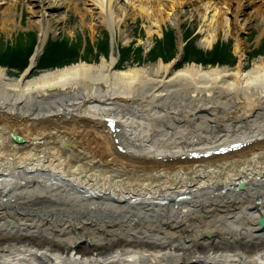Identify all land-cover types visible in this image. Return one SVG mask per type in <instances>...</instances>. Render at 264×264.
<instances>
[{"label": "bare ground", "instance_id": "1", "mask_svg": "<svg viewBox=\"0 0 264 264\" xmlns=\"http://www.w3.org/2000/svg\"><path fill=\"white\" fill-rule=\"evenodd\" d=\"M31 1L40 35L9 51H29L25 66L12 76L0 61V264H264V57L248 68L239 36L264 0L210 11L201 0H84V13L83 0ZM73 5L93 33L97 16L111 28L100 62H75L48 38ZM17 7L0 0V35L18 29ZM140 17L151 36L153 23L207 20V61L175 33L173 58L157 45L145 56L157 63L124 65L140 60L117 37L128 41L123 26ZM228 23L233 58L213 53Z\"/></svg>", "mask_w": 264, "mask_h": 264}, {"label": "rangeland", "instance_id": "2", "mask_svg": "<svg viewBox=\"0 0 264 264\" xmlns=\"http://www.w3.org/2000/svg\"><path fill=\"white\" fill-rule=\"evenodd\" d=\"M46 3L50 0H45ZM76 1L73 0V4ZM166 1V0H165ZM214 0H201L200 4L204 7V10L210 11V4ZM221 1V0H216ZM31 0H18V7H17V23L19 25L18 29L15 30L11 35L7 33H2L0 35V61H2L5 57L10 63L8 68L9 74L12 76H18V71L16 67L25 66L26 59L29 55V51L24 54V59L22 61H18L19 58H10V55L12 57V54L9 53L11 51L14 43L19 39L23 44H19L20 47H32L35 45V41L37 40V37L40 35V29L33 25H30V19L32 17V14L29 10V6L31 5ZM73 5L71 12L68 11L66 8L59 9L56 12V15L59 17H65V21L61 22L57 28H54L50 32L49 39L60 41L63 40V42H66L70 46L71 54H73V60L75 62H79L82 60L88 61V62H100L102 59L101 53L102 50H106L108 53V56H110V49L105 47L107 46L104 42L112 43V32L111 28L108 26L107 22H105L102 18L97 16V23L98 28L95 33H93L92 28L90 25L82 26L80 24V14L77 12L76 7ZM80 6L82 8V13L85 12L86 4L83 0L80 3ZM250 11V10H248ZM71 14V16H69ZM247 16V15H246ZM246 16L241 17L242 20L240 21V26L244 23V20ZM225 20L231 22L232 16L230 14H224ZM208 21L205 19L202 20L200 17H190L187 18L184 23L182 24L181 28L179 29L176 27L170 20H167L162 27H159L155 23L152 25V36L149 34V29L151 22H149L147 19H144L140 17L135 23L133 20H129L127 24L123 26L124 29L129 30L131 32V37L128 41L124 40L121 36H118V42L117 44L121 45V47H127L128 49L132 50L131 55L137 57L136 59L140 60L139 62L135 61L132 63L125 62L124 65H148L152 63H157L161 59H159L156 62L148 61L146 59V55L148 52L150 53V50L154 48V51L156 49V46L159 44L164 47V51L167 54H169V49L167 48L168 44V37L164 33H171L177 34V42L179 40V37L181 35L182 39L185 42V39L187 40V55L191 54L192 58L194 59L197 56L199 59H202L204 57H207L208 54L211 52V48L208 46V37L211 36L214 29L210 30V27H208L206 24ZM228 24H225L221 26V29L219 32H217V35L215 36V39L213 41V44L216 42L218 44L217 49L213 50L212 52L215 53L219 49H223L224 43L222 42V39L226 41L225 47L234 48L235 53L238 54L236 50V41H237V25L235 26V29H232L231 26ZM134 27V28H133ZM232 29V30H231ZM37 36V37H36ZM169 36V35H168ZM171 36V35H170ZM243 40H245V49L248 53V68L252 67L255 62H257L259 59L264 57V17L257 18L254 21L253 26L248 27L241 31L240 35ZM262 36V37H261ZM259 37L261 39L259 40ZM48 39V40H49ZM26 43V44H25ZM104 43V44H103ZM104 45V47H103ZM18 46L16 42V47ZM49 46V45H48ZM67 46H64V48H61L62 53H65ZM130 47V48H129ZM140 47V48H139ZM199 48V50L197 49ZM137 48V50H136ZM141 48H144V50ZM50 47L46 50V53L50 54ZM83 49H86L85 52ZM201 49V50H200ZM225 49V48H224ZM30 50V49H28ZM137 52V55H135ZM70 53L67 55H71ZM8 55V57H7ZM67 57V56H66ZM127 57H123L121 62L127 60ZM18 59V60H17ZM45 60V61H44ZM63 61V60H62ZM65 62V61H64ZM61 63V62H60ZM48 61H46V55L43 56V58L40 59V63L36 65L35 72H40L43 69H46V65H48ZM16 65V66H15ZM122 65V64H121ZM205 67V66H204ZM211 67V66H209ZM206 67V68H209ZM182 158H185V155H183Z\"/></svg>", "mask_w": 264, "mask_h": 264}, {"label": "trees", "instance_id": "3", "mask_svg": "<svg viewBox=\"0 0 264 264\" xmlns=\"http://www.w3.org/2000/svg\"><path fill=\"white\" fill-rule=\"evenodd\" d=\"M169 35V36H168ZM171 35V36H170ZM166 36L168 37V46L167 47H169V54H167V53H165V52H162V51H164V47H162L160 44H159V51L161 52V54H163V56L165 55V57H166V59H171V58H173L174 56H175V54H176V52H175V50L177 49V47H176V43H175V34H169V33H166ZM216 49H217V47H216ZM215 49V50H216ZM130 50V49H129ZM222 50H224V51H222ZM132 51V50H131ZM217 52H221V53H224V55L225 56H227V57H230V58H233L232 57V49L231 48H229V47H225V49L223 48V49H219V50H217ZM185 53H188L187 52V50H186V52ZM157 56H158V54H156ZM160 55V54H159ZM166 55H168V56H166ZM209 55V54H208ZM156 56V57H157ZM222 58V57H221ZM204 59V62H206L207 61V59H205V58H203Z\"/></svg>", "mask_w": 264, "mask_h": 264}]
</instances>
